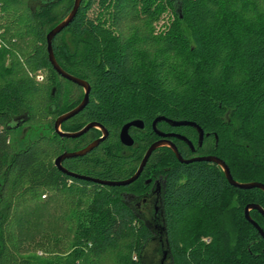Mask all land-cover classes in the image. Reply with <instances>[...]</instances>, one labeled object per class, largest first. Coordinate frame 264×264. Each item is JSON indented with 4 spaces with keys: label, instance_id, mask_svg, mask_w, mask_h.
Wrapping results in <instances>:
<instances>
[{
    "label": "trees",
    "instance_id": "obj_1",
    "mask_svg": "<svg viewBox=\"0 0 264 264\" xmlns=\"http://www.w3.org/2000/svg\"><path fill=\"white\" fill-rule=\"evenodd\" d=\"M73 1L35 7V0H0V264H264V240L244 218L248 204L264 210V193L233 188L214 164H181L168 148L153 153L145 172L154 164L167 171L159 214L147 217L134 208L139 200L123 196L141 193V178L111 187L54 166L60 154L100 137L91 129L61 138L53 127L83 98L80 87L52 69L46 51V34ZM52 49L58 65L91 88L86 107L61 131L96 122L109 133L89 154L65 160L68 172L101 181L130 178L156 139L152 122L165 117L194 122L208 134L197 148L193 128L158 123L192 142L195 153L174 141L183 159L216 156L235 181L264 184V0H82ZM133 120L146 133L132 156L124 155L118 132ZM49 204H56L52 215ZM38 212L53 234L67 221L69 249L44 258L24 254L26 238L37 240ZM250 215L264 231V218ZM63 241L54 235V250Z\"/></svg>",
    "mask_w": 264,
    "mask_h": 264
},
{
    "label": "water",
    "instance_id": "obj_2",
    "mask_svg": "<svg viewBox=\"0 0 264 264\" xmlns=\"http://www.w3.org/2000/svg\"><path fill=\"white\" fill-rule=\"evenodd\" d=\"M82 0H74L73 1V6L70 10V12L68 13V15L59 23L57 24L54 28H52L45 37V41H46V51H47V59L49 64L51 65L52 69L56 72L57 75H59L62 79L73 83L74 85L80 87L83 90V98L81 100V102L72 110L60 115L59 117L56 118L55 122H54V132L55 134H57L59 137L61 138H66V139H76L79 138L81 136H83L84 134H86L88 131H90L91 129H97L101 132L102 136L98 139H96L95 141H93L92 143H90L89 145H87L85 148L79 150V151H75V152H64L62 154H60L55 160H54V166L57 168L58 171L74 177L76 179H80V180H85V181H90V182H94V183H98L101 185H106V186H111V187H121V186H128L132 183H134L140 176L141 172L143 171L148 159L150 158L151 154L156 151L157 149L160 148H169L172 150V152L174 153V155L176 156L177 160L179 163L181 164H190V163H195V162H206V163H210V164H214L217 167L220 168V170L223 172L228 184L230 186H232L233 188L239 189V190H252V189H258L260 191H262L264 193V184L259 183V182H249V183H239L237 181H235L230 173V170L228 168V166L225 164V162L223 160H221L220 158L216 157V156H200V157H193L190 159H183L181 157V155L179 154L177 148L175 147V145L170 142L169 140H166L165 138L167 137H174L176 139H179L183 142H185L192 151H194V146L192 145V143L184 136L181 135H177V134H163L160 133L157 130V124L160 122H166L167 124H169L171 127H190L193 128L194 130H196L197 134H198V143H197V148H200L202 145V140L204 135L208 136V134H204L203 130L194 122H189V121H172L169 120L165 117H157L153 122H152V129L153 131L160 137H162V140L156 141L153 144H151L148 149L146 150L141 163L139 165V167L137 168L136 172L134 173L133 176H131L130 178L123 180V181H101V180H97V179H92V178H88L85 176H80L71 172H68L63 166L62 163L67 160V159H72V158H77V157H83L85 155H87L88 153H90L91 151H93L95 148H97L103 141L106 140L107 136H108V132L107 130L100 124L96 123V122H91L88 123L87 125H85L81 130L77 131V132H62L61 131V126L64 122L68 121L69 119L75 117L76 115H78L80 112L83 111V109L86 107V105L88 104V100H89V94H90V85L88 84V82L74 77L68 73H66L56 62L55 57H54V53H53V49H52V42L54 40V38L59 35L66 27H68L69 24L72 23L73 19L75 18L79 7L81 5ZM55 95V88L52 89L51 91V96ZM134 129H139V130H143L144 129V124L142 121L140 120H133L131 122H128L126 124H124L120 131H119V141L121 143V146L123 148H127V147H136V144L134 142V140L132 139V137L129 134V130L130 128ZM29 127H24V129L22 130V134L25 136L26 133L28 132ZM216 137V136H215ZM216 146V144H215ZM250 211H257L263 218H264V210L257 204H248L245 208H244V218L245 220L251 224L255 230L258 232V234L261 236V238L264 240V231L262 230V228L254 221L251 219L250 217Z\"/></svg>",
    "mask_w": 264,
    "mask_h": 264
},
{
    "label": "flooded vegetation",
    "instance_id": "obj_3",
    "mask_svg": "<svg viewBox=\"0 0 264 264\" xmlns=\"http://www.w3.org/2000/svg\"><path fill=\"white\" fill-rule=\"evenodd\" d=\"M36 1V3L37 2H40V1H43V0H35ZM83 91V90H82ZM131 122V121H130ZM166 123V122H165ZM144 124V123H143ZM158 125V124H157ZM157 130L160 132V133H163V134H177V133H175V132H163V131H161V130H159V128L157 127ZM120 131V130H119ZM196 131V130H195ZM108 132V131H107ZM151 132L156 136V139L151 143V144H153L154 142H156V141H159V140H162V137H160V136H158L154 131H153V129H152V124H151ZM144 133H146L145 132V124H144V129L143 130H139V129H134V127L133 128H130V130H129V134H130V136L132 137V139L134 140V142H135V144H136V146H137V140L138 139H140L141 138V136H142V134H144ZM196 134H197V132H196ZM177 135H180V134H177ZM102 136V134H101V132H100V137ZM182 136V135H181ZM99 137V138H100ZM108 137H109V133H108V136H107V138H106V140L108 139ZM206 137H208V136H206V135H204V137H203V140H202V145H201V148L204 146V144H205V142H206V140L207 139H205ZM212 138V141H215L216 143H217V136L215 137V135L214 136H212L211 137ZM166 140H169L170 142H172L174 145H175V140H177V141H180V142H182V143H184L188 148H189V150H190V152L191 153H195V150H196V148L194 147V151H192L191 149H190V147L185 143V142H183V141H181V140H179V139H176V138H174V137H167V138H165ZM105 140V141H106ZM105 141H103V142H105ZM118 141H119V132H118ZM102 142V143H103ZM191 142V141H190ZM214 142V143H215ZM192 143V142H191ZM197 143H198V134H197V137H196V146H197ZM215 143V144H216ZM119 144H120V146H121V143H120V141H119ZM150 144V145H151ZM149 145V146H150ZM193 145V144H192ZM148 146V147H149ZM194 146V145H193ZM122 147V146H121ZM148 147H147V149H148ZM175 147H176V145H175ZM207 147V146H206ZM123 148V147H122ZM165 148H167V147H165ZM177 148V147H176ZM131 149H133V147H127V148H123V150H122V153L124 154V155H131L132 156V154H131V151H129V150H131ZM146 149V150H147ZM161 149V148H160ZM169 149V148H168ZM146 150H145V152H146ZM157 150H159V149H157ZM156 150V151H157ZM171 150V149H170ZM178 150V149H177ZM156 151H154L153 153H155ZM172 151V150H171ZM92 152V151H91ZM145 152H144V154H145ZM179 152V151H178ZM153 153L151 154V156L153 155ZM89 154V153H88ZM144 154L142 155V157H141V159L139 160V162H138V165H137V168L139 167V165H140V163H141V160H142V158H143V156H144ZM174 154V153H173ZM151 156H150V158H151ZM175 156V155H174ZM200 156H203V155H199V154H196L194 157H200ZM182 157V156H181ZM150 158L148 159V161H147V163H146V165H145V167H144V169H143V171L141 172V174H140V176H139V178L137 179V180H139L140 178V180H141V190H142V192L141 193H139V194H135V193H124L123 194V196H124V198H126L127 200H130V201H135V200H139V201H137L135 204H134V208H135V210L137 211V214L139 215V216H142V217H147L148 215H150V214H152V215H157V214H159V210H160V205H161V194L163 193V190H164V186H165V176L163 175V173L165 172V171H167V169H162L161 171H160V169H159V167H157V165L155 166V164H154V166H152V168H149L148 170H146L147 172H145V169L147 168V165H148V162H149V160H150ZM175 158H176V156H175ZM177 159V158H176ZM178 161V160H177ZM137 168H136V170H137ZM136 172V171H135ZM134 172V173H135ZM134 175V174H133ZM132 175V176H133ZM136 180V181H137ZM135 181V182H136ZM133 184V183H132ZM152 212V213H151ZM153 228L155 229V230H157V228H158V226H153ZM163 259H164V261L166 260V254H164V256H163Z\"/></svg>",
    "mask_w": 264,
    "mask_h": 264
},
{
    "label": "rangeland",
    "instance_id": "obj_4",
    "mask_svg": "<svg viewBox=\"0 0 264 264\" xmlns=\"http://www.w3.org/2000/svg\"><path fill=\"white\" fill-rule=\"evenodd\" d=\"M40 4V2L36 1L33 3V5H35V7H37ZM56 12L59 13V10H57ZM164 18L162 19L163 22L166 21V14L163 15ZM160 25H162V22H159V25H157V27H161ZM29 44V43H28ZM23 47V49L27 48V46H25L24 44L21 46ZM47 72H38L36 74L35 80L38 82H41L44 80V77L46 76ZM21 132V131H20ZM17 133V138L21 137V133ZM62 132H66V131H62ZM34 136V135H32ZM18 149V148H17ZM147 149V148H146ZM145 152V151H144ZM144 152L142 153V155L144 154ZM142 157V156H141ZM141 159V158H140ZM237 196V194H232V198H235ZM233 204V202H232ZM50 205V204H49ZM49 210H47L46 212L50 211L51 215L54 213L53 211L56 210V204L55 205H50ZM56 212V211H55ZM62 214V213H61ZM38 217L40 218V222L39 224H35V234L37 236V240L34 243H26L29 239L28 237L26 238V240L24 241L23 245L26 246V250H25V255H36L38 257H42L44 258L45 256H49L48 254H51L50 252H54V251H58L59 252H63L66 251L67 249H69V239L67 236V221L65 219L60 220L61 226L63 227L61 231H56L54 234L52 233V231L54 230V228H50V226L47 225V221L46 217L42 214V212H38ZM251 217V215H250ZM252 219V218H251ZM42 220V223H41ZM253 220V219H252ZM32 229H34L33 227H30ZM54 235L58 238H63L64 241V245L61 246V249H55L52 247V242L54 240ZM153 249V246L150 245L148 247V251H151Z\"/></svg>",
    "mask_w": 264,
    "mask_h": 264
}]
</instances>
